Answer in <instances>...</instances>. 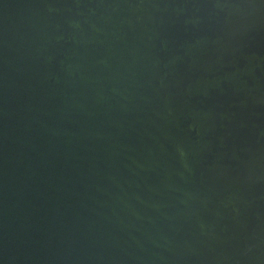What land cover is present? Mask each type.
<instances>
[{
    "label": "water",
    "instance_id": "water-1",
    "mask_svg": "<svg viewBox=\"0 0 264 264\" xmlns=\"http://www.w3.org/2000/svg\"><path fill=\"white\" fill-rule=\"evenodd\" d=\"M0 264H264V0H0Z\"/></svg>",
    "mask_w": 264,
    "mask_h": 264
}]
</instances>
